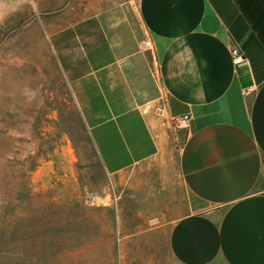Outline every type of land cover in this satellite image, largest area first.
I'll use <instances>...</instances> for the list:
<instances>
[{
    "label": "crops",
    "instance_id": "1",
    "mask_svg": "<svg viewBox=\"0 0 264 264\" xmlns=\"http://www.w3.org/2000/svg\"><path fill=\"white\" fill-rule=\"evenodd\" d=\"M57 4L46 43L93 154L122 182L112 197L133 211L154 199L156 236L140 244L174 264H264V0ZM184 113L188 130L172 123Z\"/></svg>",
    "mask_w": 264,
    "mask_h": 264
},
{
    "label": "rangeland",
    "instance_id": "2",
    "mask_svg": "<svg viewBox=\"0 0 264 264\" xmlns=\"http://www.w3.org/2000/svg\"><path fill=\"white\" fill-rule=\"evenodd\" d=\"M60 1L72 0H0V264H174L140 244L156 236L154 199H133V214L112 197L122 182L105 175L58 76L42 24Z\"/></svg>",
    "mask_w": 264,
    "mask_h": 264
},
{
    "label": "built area",
    "instance_id": "3",
    "mask_svg": "<svg viewBox=\"0 0 264 264\" xmlns=\"http://www.w3.org/2000/svg\"><path fill=\"white\" fill-rule=\"evenodd\" d=\"M231 55H232V61L235 65H239L243 62V56H242V53L240 52L239 46L232 48ZM190 121H191V116L189 113H184L172 119L173 125L176 128L183 129V130L189 129Z\"/></svg>",
    "mask_w": 264,
    "mask_h": 264
},
{
    "label": "trees",
    "instance_id": "4",
    "mask_svg": "<svg viewBox=\"0 0 264 264\" xmlns=\"http://www.w3.org/2000/svg\"><path fill=\"white\" fill-rule=\"evenodd\" d=\"M33 169H34V166H31V167L27 168L26 171L29 172V173H31L33 171ZM23 199H25V198H23Z\"/></svg>",
    "mask_w": 264,
    "mask_h": 264
}]
</instances>
